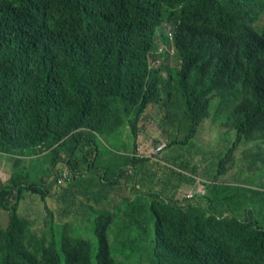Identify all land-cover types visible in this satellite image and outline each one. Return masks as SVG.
<instances>
[{"label": "trees", "instance_id": "obj_1", "mask_svg": "<svg viewBox=\"0 0 264 264\" xmlns=\"http://www.w3.org/2000/svg\"><path fill=\"white\" fill-rule=\"evenodd\" d=\"M263 17L262 0H0V154L13 164L0 264H264V191L217 187L222 157L216 170L208 148L199 166L190 147L206 120L264 172ZM170 49L173 66L150 67ZM149 107L162 158L209 180L205 201L223 209L233 196L243 224L176 199L172 169L153 182L135 141ZM58 163L70 177L50 208ZM29 194L44 202L38 220L18 212Z\"/></svg>", "mask_w": 264, "mask_h": 264}, {"label": "clouds", "instance_id": "obj_2", "mask_svg": "<svg viewBox=\"0 0 264 264\" xmlns=\"http://www.w3.org/2000/svg\"><path fill=\"white\" fill-rule=\"evenodd\" d=\"M264 3V0H262ZM167 32V31H166ZM165 32V33H166ZM167 37H170L166 33ZM160 50V48L158 49ZM158 52V51H157ZM170 53H173V50L170 49ZM160 116V115H159ZM162 120V117L160 121ZM207 125L209 128V131H207V135L205 137H202L200 134L201 129ZM166 127V126H165ZM221 132L219 129H214L211 125H209L208 121L204 120L201 122L196 129V133L194 134V137L192 139V142L197 148L200 149L201 155L198 157L199 159V166L202 163L203 160V154L205 150L209 148V152L212 151L214 154H216L215 157H212L211 155L209 156V159L205 158L203 160V164L206 165L207 160H209V163L213 165V167L216 168L217 170V164L219 161V157H222V164L219 168L218 171V178L216 179V182L214 185L217 187L225 188L227 191H232L235 188H246V189H254L253 187H246V186H239L237 184H229L230 181H233L234 174L232 173V169L239 163L240 159L244 160L245 163V168L249 169V172H254L255 169L251 168V163H249V159L247 160L246 158H249V151L244 150L240 148V144L238 146H233L232 145V140L228 141L222 137L223 134L219 133ZM189 133V129L186 128L182 130L181 133H179V136L184 138L187 134ZM137 138V137H136ZM196 139V140H195ZM137 146V145H136ZM189 146L186 148L180 149L181 153H184ZM166 148V143L164 142H159L155 147L150 149L148 152H139L138 146L136 147L137 151V156H144L146 158H149L151 162V166L146 167V169H149L150 172H157V176L155 180L153 181L154 183L157 181V179L163 174V172H166V168L172 169L175 171L176 174H179L181 179L179 181L178 188L175 192V198L180 199V200H192L195 199L193 206L196 207L197 209L201 210L202 213L201 215L204 217H208V214L213 213L214 208L221 209V206H219L216 202H207L204 200V196L207 193V185L210 183L209 180L205 179V177L201 175H196L192 174L190 172H187L185 170L177 168V166L172 165L171 163H168L166 161V158H162V153H164V150ZM165 154V153H164ZM213 160V161H211ZM247 160V161H246ZM63 163H58L55 167L56 171L58 172V177L55 180V187L57 186H63L66 184L67 178L70 177L69 171L63 166ZM255 173V172H254ZM264 175V172L262 173V176ZM53 178V175L50 176V179ZM139 187L135 185L132 187V190L136 191L138 190ZM243 189V190H246ZM227 191L223 190L222 196H224ZM264 191V190H261ZM127 198V197H125ZM242 203L246 206V203L250 202L251 198L249 194L245 193V196L241 198ZM232 202L233 201V196H232ZM229 203V202H228ZM231 203H229V207L223 208L219 210L215 216L217 217V221L220 220H236L239 223H242V216L237 215L234 210V206ZM245 210V207H244ZM240 214L242 211H239ZM195 226V222L193 223V228Z\"/></svg>", "mask_w": 264, "mask_h": 264}, {"label": "rangeland", "instance_id": "obj_3", "mask_svg": "<svg viewBox=\"0 0 264 264\" xmlns=\"http://www.w3.org/2000/svg\"><path fill=\"white\" fill-rule=\"evenodd\" d=\"M262 21H264V17L262 18ZM159 52V50H158ZM173 54H168L167 56H160V54L156 55V60H149V65L150 67H154L157 65H163L167 63H172V66L174 63L172 62ZM151 56V54H149ZM160 116H155L154 114V108H147L145 118L139 123V134L137 135L136 138V144L138 146L139 152H148L150 149L155 147L157 143L159 142H164L167 143L166 135L164 134V129L162 126H160ZM207 131H209V128L207 125H205L201 131L200 134L202 137H205L207 135ZM234 138V135L232 136ZM196 140V139H195ZM232 139H229L230 141ZM262 147H264V144H262ZM240 148L244 150H248V144L245 145L243 143L240 144ZM260 155L261 158L264 160V149H260ZM247 160L249 159V163H251L252 158H246ZM246 160V161H247ZM245 161L241 160L239 163L232 169V173L234 174L233 181H230L229 184H237L239 186H246V187H253L256 190H264V175L262 176L261 174V168L262 164L260 162H256L255 166H252L251 168L255 169L254 172H249V169L245 168ZM12 161L7 158V155H2L0 154V180L1 182H5V184L8 181V178L10 176V173L12 171ZM259 170V171H257ZM63 186H66L63 185ZM63 186H57L53 187L50 190L49 195L45 198V203L48 205H54V199L53 197L56 194V191L54 190L59 187ZM124 186V187H123ZM126 187L131 188V184L129 183L128 180L123 179L122 182V188L121 192L123 194V197H128L129 194H131L130 191ZM109 189V188H108ZM108 193V199L111 198H116L118 201L119 195L118 193L115 194V192L112 189H109ZM28 195V194H27ZM130 196V195H129ZM28 198L25 200H22L19 203L18 209L19 213L25 216V218L30 219V220H38L39 218L36 216V213L38 211H43L44 210V202L40 198V196H34L30 195L27 196ZM251 198L254 200H258L260 196L257 193H252ZM8 224V214L4 210H0V227L4 229ZM90 238V237H89ZM91 242H94V239H90Z\"/></svg>", "mask_w": 264, "mask_h": 264}]
</instances>
